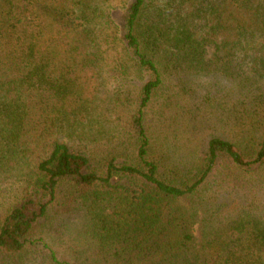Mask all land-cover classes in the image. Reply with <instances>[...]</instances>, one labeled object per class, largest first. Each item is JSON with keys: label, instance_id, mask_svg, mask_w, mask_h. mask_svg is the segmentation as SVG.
Instances as JSON below:
<instances>
[{"label": "trees", "instance_id": "16d2710c", "mask_svg": "<svg viewBox=\"0 0 264 264\" xmlns=\"http://www.w3.org/2000/svg\"><path fill=\"white\" fill-rule=\"evenodd\" d=\"M99 83L133 112L124 161L86 143ZM166 120L198 156L182 170L158 151ZM34 155L0 264L39 246L47 264H264V186L244 178L264 171V0H0V167ZM79 204L93 261L45 243Z\"/></svg>", "mask_w": 264, "mask_h": 264}, {"label": "rangeland", "instance_id": "374dc122", "mask_svg": "<svg viewBox=\"0 0 264 264\" xmlns=\"http://www.w3.org/2000/svg\"><path fill=\"white\" fill-rule=\"evenodd\" d=\"M195 81L203 88L224 83L223 80L206 77H198ZM105 84H93L96 87V91H93V100L95 102L92 104L91 110L98 109V116L94 119L92 129H90L89 139L91 140L86 141V143L90 147H95L94 155L98 156L99 159L123 156L124 158H120V161H124L131 154L134 155V140L128 132L133 112L128 109L115 111L112 108H106L108 105L112 106L108 102L106 105L104 104V101L110 95L109 89L112 86L109 83ZM162 103L164 102L159 101L152 110L151 117L155 121L159 119L157 113ZM167 115L169 116V114ZM166 125L167 128H162V132L157 134L159 137L157 143L158 151L162 154V159L165 162L167 161L168 164L179 167L182 170L183 164H187L188 166L193 164L198 156H195V152H192L190 137L183 133L176 123L166 120ZM35 157L36 155L30 157L29 161L26 160L16 164L11 163L9 167L7 165L0 167V222L11 211L12 207L30 190V184L37 176L34 168L35 162L32 159ZM244 178L247 181L258 182L251 185L264 186L261 182V180L264 181V171L245 176ZM89 203L91 205V202ZM76 210L70 214L69 212L64 213L62 211L61 215L51 222L45 233L47 240L45 243L50 245L53 251L60 250V253H65L68 247H79L83 249L85 257L93 261L98 256V252L92 241L85 243L86 236L83 231L85 222L89 220L86 214L88 209L83 204H79ZM45 247L39 246L32 250L26 259H20L22 260V264H47L50 252L49 248Z\"/></svg>", "mask_w": 264, "mask_h": 264}]
</instances>
